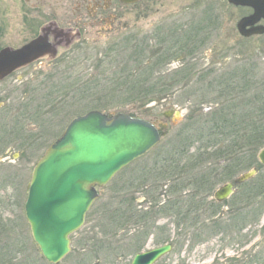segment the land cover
Returning <instances> with one entry per match:
<instances>
[{
    "label": "rangeland",
    "instance_id": "rangeland-1",
    "mask_svg": "<svg viewBox=\"0 0 264 264\" xmlns=\"http://www.w3.org/2000/svg\"><path fill=\"white\" fill-rule=\"evenodd\" d=\"M157 1L142 23L144 30L154 25L160 31L168 26L179 28L188 24L190 28L197 29L195 33L201 35L203 42L196 46L195 52L194 46L188 51L170 50L168 46L172 44L171 38L162 35L158 41L149 42L148 47H145L147 37L138 36L142 42L136 40V44L139 47L144 45L139 49L130 45V42L123 43L119 37H111L107 42L104 41L103 33L86 32L80 43L75 44V49L69 51L68 58L58 59L56 67H27L0 81V253H6L7 264H53L42 257L32 239L24 213L27 186L35 163L48 145L60 136L74 117L89 110L110 114L121 112L167 126L168 131L160 142L131 162L120 175L122 187L126 189L123 190L127 194L125 199L131 201L130 197L133 196L131 203L136 209L150 211L155 204L146 197L147 190V193L154 194L149 197L159 200L156 206L166 203L167 199L173 201L180 197L185 206L192 198L203 201L196 212L197 224L190 226L192 221H186L185 230L176 227L177 220L172 213L154 214L150 224H147L148 232L139 252L162 245L157 239L166 238V242L172 244V249L154 264H264V205L259 206L261 204L254 201L248 203L244 197L257 177L264 174L263 167L260 171L257 165H253L235 176L233 174L223 179L225 171L221 164L217 165V182L206 194L197 193L188 185L172 194L168 192L172 182L144 181L145 172L150 171L155 160L178 145L177 138L182 130L190 129V136H198L201 125L208 124V120L213 117L214 112L211 110L216 107L213 99L217 93L213 96L205 93L209 81L226 80L228 75L233 74L231 87L234 89V84L241 86L237 91L238 97L252 95L254 92L241 84L244 81L241 73H249L252 76L248 81L253 82V87L257 84L260 86L256 89H264V35L242 37L235 28L238 17L234 18L233 29V9L223 0H163V4ZM21 8L22 0H0V24L15 19L21 13ZM202 22L206 24L205 28L199 29ZM130 23L133 30L127 31V34L136 35L134 30L137 26L133 18ZM24 38V33L9 28L3 31L0 45L6 41L21 43ZM150 48H154V52L159 48L162 52L170 50L167 54L169 59H162L163 64L156 67L153 76L148 73L147 79H143L145 84L151 85L143 101L145 96L141 90L130 94L126 92L123 83L127 77L122 73L135 72L144 78V71L152 56ZM136 54L137 59L132 60ZM234 70L238 71L232 73ZM175 72L184 75L179 82L177 79L172 81ZM159 75H163L164 81L168 78L166 82L172 81L175 85L161 86ZM139 83L140 87L143 81ZM121 84L124 86L121 87ZM234 93L233 90L232 98ZM230 97L216 98L227 105ZM198 144L199 141L194 140L193 145L197 147ZM258 153L256 158L264 165ZM204 166L214 167L215 161ZM250 170H254V173L246 182L235 183L236 178ZM132 172L141 181L133 192L127 191L125 187ZM233 180L234 200L232 196L223 203H214V191ZM111 181L98 190L99 197L86 213L83 225L71 235V251L56 264H77L86 252L90 253L87 256H91L90 244L86 247L85 240H91L100 231L98 225L102 223L104 212L109 206L106 204L114 195ZM154 189L158 192H153ZM209 203H213L212 209V205L209 209ZM131 223L118 230L116 239H125L114 243L116 253L101 257V260L92 258L87 264H130L135 255L131 246L135 241L132 242V236L138 228ZM153 223L160 229L151 227ZM161 231L163 234H160Z\"/></svg>",
    "mask_w": 264,
    "mask_h": 264
},
{
    "label": "water",
    "instance_id": "water-1",
    "mask_svg": "<svg viewBox=\"0 0 264 264\" xmlns=\"http://www.w3.org/2000/svg\"><path fill=\"white\" fill-rule=\"evenodd\" d=\"M227 1L254 9L252 15L238 22L241 35L264 31L246 29L264 18V0ZM48 46L38 36L21 47L0 49V79L41 57ZM165 127L164 124L156 127L125 113L108 114L99 110H90L68 123L35 164L24 202L32 239L46 261L57 263L70 251V235L82 226L86 212L98 197L97 188L154 147L166 133ZM258 158L264 164V148ZM253 173L250 170L241 174L235 183L245 181ZM231 193L232 184L227 183L214 192V198L220 201ZM171 248V243H166L139 252L131 264H153Z\"/></svg>",
    "mask_w": 264,
    "mask_h": 264
},
{
    "label": "trees",
    "instance_id": "trees-1",
    "mask_svg": "<svg viewBox=\"0 0 264 264\" xmlns=\"http://www.w3.org/2000/svg\"><path fill=\"white\" fill-rule=\"evenodd\" d=\"M129 42L130 45L133 44L134 47L137 46L139 49H142L144 46L142 44V46L139 47L136 44L135 38L128 39L126 44ZM148 46L149 44L145 42V47ZM153 49L150 48L149 50V52L152 51V56L146 66V71H144L146 72L144 78H142L139 73L135 72L124 71V73H122L125 75L124 77H127V80L123 84L128 94L133 91L141 90L144 96H148L146 90H148L151 85L145 84L143 79H147L148 73H151L153 76L155 70H157L156 67L163 64V60L169 59L167 54L170 50L162 52V50L159 49L154 52ZM136 56L137 54L132 60H136ZM237 71L238 70H234L232 73ZM241 72L243 71L241 70ZM180 74L181 73L175 72L174 75L176 76H172V78H174L172 81H176L177 79L179 82L181 79L180 77H184V75L180 76ZM161 76L163 75H159L161 86L168 84L173 87L175 85L172 81L166 82L168 78L164 81V78ZM251 76V74L249 76V73H245V75L241 73V79L244 80L241 84L246 85L247 88L254 93H251L252 95H241L239 97L237 91H239L241 86L239 87L234 84V89L231 87L234 80L233 74L228 75L226 80L223 78L209 81L205 93L210 94V96L216 95L217 93L216 97L231 96L230 102L228 101L229 103L227 105L223 104L221 100H218L214 96L213 101L216 109L214 108L215 110H211L214 114L211 120H208V124L203 123V125H201L203 132L201 130L198 136H190L188 134L190 129L186 128L182 130L177 138L179 140L178 145L173 146L165 156L155 160L149 168L151 172H145L144 181L150 179L149 181L167 180L169 183L172 182V186L169 187L168 190V192H172V194L180 192L186 185L196 190L197 193L206 194L210 191L209 189L213 187L214 183L217 182V180H215L216 174L218 173L217 165L221 164L225 171L223 179H227L233 174L235 176L253 165H257L258 170L262 169V167L264 168V165H261L256 158L258 151L264 147V89H261V91L260 89H256L260 86H257V84L253 87V82L248 81V78ZM139 80L143 81L140 87ZM124 85L121 84V87ZM233 90L235 91L234 98H232ZM146 96L142 98L143 101L146 100ZM194 140L199 141L197 147L193 145ZM192 148L193 151H190ZM212 160L215 161L214 167L204 166L207 163H211ZM222 164H224V166ZM124 169L117 173L110 183L114 195L110 202L106 204L109 206L104 212L105 217L103 221H101L102 223L98 225L100 228L99 233L92 236L91 240L90 238L84 239V245H86V247L90 244L92 251L91 256H87V254L90 255V253L86 252L83 259L77 264H87L90 260H101V257H108L116 253L117 248L113 246L114 243L122 242L125 239H116L118 230L123 228V225H128L131 222L138 226L137 230H135V235L132 236V242L135 241L131 245L133 248L131 249L132 252H139L142 249V242L148 232L146 229L147 224H150L149 221L150 219L152 220L154 214L164 213L167 215L172 213L176 217V227L179 229H186V226L184 227L186 221H192L190 226L197 224L196 220L198 217L196 212L202 206L201 203L203 201L201 199L196 201L192 198L186 203L187 206L184 205V200L181 197L173 201L167 199L166 203L164 202L156 206L159 200H157L156 197L155 199L149 197L154 194L151 192L147 193V190L146 197L152 199V203L155 204L152 205L150 211H148V209H136V206L131 203L132 199H134L133 196L130 197L131 201H129L128 198L125 199L127 194L123 190L126 189L122 187V177H120ZM223 169H221V171ZM134 174L135 173L132 172V177L127 179V184L125 186L127 191L133 192L141 182ZM151 175H153L152 178ZM257 178L255 182L254 180L250 181L254 183L248 188V191L245 193L246 196L244 197L248 203L254 201L258 205L261 204L259 206H262L264 205V174ZM153 192L158 191L154 189ZM179 194L177 195L179 196ZM233 200L234 196L232 197V201ZM210 205L212 204H209V209ZM212 208L213 205L211 206V209ZM212 214H214V212ZM151 227L160 229L155 223H153ZM164 233L166 235V231ZM160 234H163V232L161 231ZM94 239L95 241L92 242ZM166 241V238L157 239L159 243H165ZM0 254H2L0 256V264H7L8 259L6 253Z\"/></svg>",
    "mask_w": 264,
    "mask_h": 264
},
{
    "label": "flooded vegetation",
    "instance_id": "flooded-vegetation-1",
    "mask_svg": "<svg viewBox=\"0 0 264 264\" xmlns=\"http://www.w3.org/2000/svg\"><path fill=\"white\" fill-rule=\"evenodd\" d=\"M156 1L157 0H134L132 2L123 0H22L21 13L17 14L12 21L7 20L1 22L0 37H2L4 30L10 28L12 30L15 29V32L24 33V41L22 40L21 43L6 41V43H1L0 49L4 47L18 48L38 36L44 38V42L49 46L44 50L43 55L17 70L26 69L27 67L35 69H50L56 67L58 59L68 58L69 51L75 49V44H77V42L80 43L81 38L86 32L103 33V35H105L104 41L107 42H109L111 37H119L125 44L128 39L132 38H135L141 43L140 37L143 36L147 37L145 40L147 43H153L154 40L158 41L160 35H162L163 37L171 38L172 44L168 46L170 50L175 52L188 51L194 46L193 49L195 52L197 50L196 46L201 45L203 42L201 41V35L195 33L197 29L190 28L188 24L182 25L179 28L168 26L166 29H161L160 31H158L154 25L144 30L142 23L150 15L148 11H150L151 7H155L159 2ZM223 1L228 4L226 0ZM160 3L163 4V0H160ZM228 5L233 9V29L234 18L238 17V22L242 18L252 15L254 12L251 6L240 4ZM131 15L133 17H130ZM132 18L137 26V29L134 30L137 33L136 35L127 34V31L133 30V26L130 23ZM237 22L235 23L236 30ZM204 28L205 23L203 25L202 22L199 29ZM254 28L264 29V18H260L255 23L246 26V29ZM263 35L264 31L252 34L248 37ZM214 202L218 204L223 203L222 201L216 200Z\"/></svg>",
    "mask_w": 264,
    "mask_h": 264
}]
</instances>
